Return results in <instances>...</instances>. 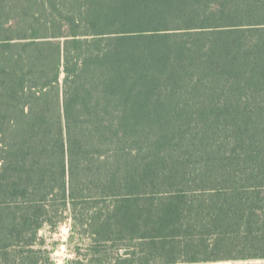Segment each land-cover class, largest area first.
<instances>
[{
  "label": "trees",
  "instance_id": "trees-1",
  "mask_svg": "<svg viewBox=\"0 0 264 264\" xmlns=\"http://www.w3.org/2000/svg\"><path fill=\"white\" fill-rule=\"evenodd\" d=\"M69 221L73 264L264 260V0H0V264Z\"/></svg>",
  "mask_w": 264,
  "mask_h": 264
},
{
  "label": "rangeland",
  "instance_id": "rangeland-1",
  "mask_svg": "<svg viewBox=\"0 0 264 264\" xmlns=\"http://www.w3.org/2000/svg\"><path fill=\"white\" fill-rule=\"evenodd\" d=\"M67 216V213H66ZM70 223L66 222L65 224H61L58 227V230H56L55 233H50L49 229L45 228V230L41 231L39 233V236L43 238L44 241V251L48 254H51L50 258L55 254L56 251L63 246V249L65 251H69V254L74 253L76 259L74 260H66L65 264H73L75 261H84L83 256L87 255L89 251V240L85 237L80 236L79 231H73L72 234H70ZM62 230L64 231V234H62ZM101 249L104 250V247L100 246ZM108 249V248H107ZM106 249V250H107ZM110 249V248H109ZM111 254H108L107 257L112 256V253L115 254L116 247L111 248ZM78 254V255H77ZM46 255V254H45ZM78 257V258H77ZM113 257V256H112ZM89 258V257H88ZM73 261V263H72ZM108 261V260H107Z\"/></svg>",
  "mask_w": 264,
  "mask_h": 264
},
{
  "label": "clouds",
  "instance_id": "clouds-1",
  "mask_svg": "<svg viewBox=\"0 0 264 264\" xmlns=\"http://www.w3.org/2000/svg\"><path fill=\"white\" fill-rule=\"evenodd\" d=\"M62 234H64V231L62 230ZM76 259L75 254H69V251H65L63 249V246L59 248L58 251L55 252V254L52 256V260L54 261V264H65L66 260H74Z\"/></svg>",
  "mask_w": 264,
  "mask_h": 264
},
{
  "label": "crops",
  "instance_id": "crops-1",
  "mask_svg": "<svg viewBox=\"0 0 264 264\" xmlns=\"http://www.w3.org/2000/svg\"><path fill=\"white\" fill-rule=\"evenodd\" d=\"M177 264H264V260H248V261H226V262H202V263H177Z\"/></svg>",
  "mask_w": 264,
  "mask_h": 264
}]
</instances>
